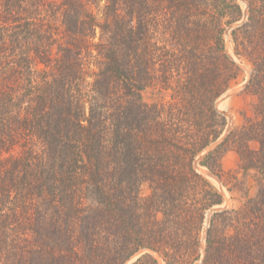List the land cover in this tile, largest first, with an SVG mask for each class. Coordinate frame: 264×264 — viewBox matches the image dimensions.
Wrapping results in <instances>:
<instances>
[{"label": "trees", "instance_id": "16d2710c", "mask_svg": "<svg viewBox=\"0 0 264 264\" xmlns=\"http://www.w3.org/2000/svg\"><path fill=\"white\" fill-rule=\"evenodd\" d=\"M242 19L238 0H0V264H125L143 250L132 264H159L151 252L201 259L206 211L223 195L194 160L227 128L215 103L241 72L225 35ZM231 39L252 64L256 120L201 164L226 183L220 159L232 145L260 187L242 209L213 215L201 264H264V0H248ZM92 46L98 71L86 84ZM154 82L171 91L162 105L144 101Z\"/></svg>", "mask_w": 264, "mask_h": 264}, {"label": "rangeland", "instance_id": "374dc122", "mask_svg": "<svg viewBox=\"0 0 264 264\" xmlns=\"http://www.w3.org/2000/svg\"><path fill=\"white\" fill-rule=\"evenodd\" d=\"M241 4L243 10V19L239 22L233 23L230 27L227 28L225 40H226V52L239 64L241 67V72L239 76L233 81L230 88L224 92L217 100H216V108L226 115L227 117V128L224 133L220 137V139L210 145L208 148L199 153L194 160V166L199 173H201L205 178H207L210 183L223 195V203L214 205L210 209L206 211V217L204 221V226L202 230V257L204 256V247H205V236L206 230L210 226L211 219L216 212H221L224 210H238L242 209L245 206V203L249 198H253L257 195L259 190V182L257 179V170L251 169L248 171H243L239 169V155L231 145L229 150H226L220 159V165L223 171L226 172L223 179H226V183L223 182L219 176L213 172L207 166L201 164V160L203 157L210 152L218 143H220L229 131L232 128H242L246 123V118L250 117V119H255L256 116L254 114L253 104H255L257 97L256 95H252L245 91V87L249 82L252 64L245 57H240L235 53L234 45L231 39V31L241 25L246 21L248 14V0H238ZM246 5V8H245ZM123 18L127 20L128 23H136V19L125 12L123 8ZM153 29V28H152ZM154 40H158L161 44H166L167 46H171L169 43L172 41H167L168 38L167 32H164L163 29H153L152 30ZM98 40H95V43ZM94 52H89L84 57L85 69H83V75L85 77V82L91 81L93 78L91 77L93 71H98L97 68V50L94 49V46L91 47ZM2 62H0L1 64ZM152 67L155 66L151 64ZM35 68L42 69L40 64L35 66ZM8 73V67H6ZM11 70V67H10ZM2 71V70H1ZM4 73V72H3ZM15 77L11 78V82H15ZM87 84V83H86ZM84 86V85H83ZM16 92L17 89H16ZM170 90H166L164 86L161 85L160 82H154L152 85L146 86V89L143 91L144 101L150 105H162L167 100H170ZM24 106L19 108L27 107L31 103L29 96L26 97L24 102H22ZM252 148H258V144L255 141L250 142ZM239 179V180H237ZM152 194V186L148 181H142L138 186V195L141 198H147ZM155 215L159 219L163 218L162 209L160 211H153ZM217 223L220 225L221 229H225L223 226L224 218L218 217ZM231 228H226L228 231ZM231 231V230H230ZM146 251H140L136 253L133 257H131L125 264H132L135 260H137L142 254ZM153 256L158 260L159 264H167L164 258L157 252H151ZM201 259L195 261L193 264H201Z\"/></svg>", "mask_w": 264, "mask_h": 264}, {"label": "water", "instance_id": "95a60500", "mask_svg": "<svg viewBox=\"0 0 264 264\" xmlns=\"http://www.w3.org/2000/svg\"><path fill=\"white\" fill-rule=\"evenodd\" d=\"M203 259H201V262H202Z\"/></svg>", "mask_w": 264, "mask_h": 264}, {"label": "bare ground", "instance_id": "6f19581e", "mask_svg": "<svg viewBox=\"0 0 264 264\" xmlns=\"http://www.w3.org/2000/svg\"><path fill=\"white\" fill-rule=\"evenodd\" d=\"M245 8H246V5H245Z\"/></svg>", "mask_w": 264, "mask_h": 264}]
</instances>
